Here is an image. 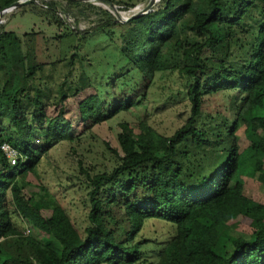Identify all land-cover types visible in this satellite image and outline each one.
<instances>
[{
	"label": "trees",
	"instance_id": "16d2710c",
	"mask_svg": "<svg viewBox=\"0 0 264 264\" xmlns=\"http://www.w3.org/2000/svg\"><path fill=\"white\" fill-rule=\"evenodd\" d=\"M18 1L0 0V12ZM139 1L117 5L126 11ZM159 4L126 23L97 9L103 18L87 32L47 11L57 29L50 41L77 34L81 43L89 34H101L117 39L123 63L117 74L93 77L81 66L77 83L63 91L65 77L51 101L35 86L42 69L56 65L44 61L47 39L34 32L19 37L0 26V264H264V205L244 196L241 181L258 174L264 186V0ZM187 34L201 40L188 43ZM169 50L180 52L186 63L177 72L188 82V118L169 137L156 133L146 117L135 128L121 123L120 155L115 153L110 172L84 170L79 163L87 190L86 227L79 231L41 185L37 170L54 146L73 144L139 107L155 75L167 70ZM77 56L71 55L70 65ZM86 89L94 93L78 104L82 131L74 136L63 104ZM219 94L231 102L233 119L201 123L204 97ZM239 129L248 142L242 152L236 145ZM3 145L17 153L15 165ZM13 215L57 245L21 234ZM239 218L249 222L247 240L229 233L227 224ZM150 221L168 225L172 236L161 243L144 239Z\"/></svg>",
	"mask_w": 264,
	"mask_h": 264
},
{
	"label": "rangeland",
	"instance_id": "374dc122",
	"mask_svg": "<svg viewBox=\"0 0 264 264\" xmlns=\"http://www.w3.org/2000/svg\"><path fill=\"white\" fill-rule=\"evenodd\" d=\"M112 1L114 4L108 0H80L78 1L80 5H69L68 0H32V2L23 4L0 18V26L3 25L6 32L16 33L19 37L26 33H40L47 39L45 41L48 42V47L42 49L43 56L47 57L44 58V61L56 62V65H46L41 71V79L38 77V80L35 81L36 88L39 87L42 96L45 97L44 101L57 98L58 86L63 83L65 77L67 79L62 85L63 91L68 89L69 83H77L81 66L92 77L118 73L123 63L117 55L118 41L116 38V40L107 41L101 34H89L80 43L77 39L82 36L76 34L62 42L49 40L54 38L57 31L56 27L50 24L52 22L51 14L64 20L72 29L87 32L98 20L103 18L98 14L97 9L108 13L115 21L126 23L143 11L150 2V0H140L134 8L125 11L123 6L117 5V2L126 0ZM153 1L151 8L155 9L160 5L161 0ZM20 2L26 3L25 0ZM49 5H53V8L47 9ZM87 5L92 7L87 8ZM33 11L36 13L33 14ZM47 11H50L51 14H47ZM200 40L192 34L185 36V41L188 43ZM74 53H77L78 56L73 57L70 65L69 58ZM79 59L81 60L80 64L78 63ZM185 64L180 52L167 51V70L155 75L146 98L139 107L128 113H120L112 120L83 135L73 144H58L48 152L37 170L38 180L50 195L55 197L66 209L79 231L86 227L85 214L87 212V190L85 189L84 176L79 172V163L84 170L91 169L95 173L110 172L117 163L115 153L120 155L116 138L121 123H129L132 128H135L136 124L146 117L150 127L165 137L171 136L176 129L183 125L189 114V103L186 97L188 82L178 74L177 70ZM93 93V89H86L74 97H69L63 104L65 118L70 123L74 136L79 135L82 131L79 123L78 104ZM204 100L201 123L209 124L233 119L232 105L225 95L206 96ZM47 112L51 116L54 115L52 108ZM4 125H7L6 121H4ZM241 131L239 129L235 134L239 152L244 151L248 146ZM257 176L258 174L253 177L244 176L241 178L243 194L254 202L264 205V186L257 180ZM30 180L35 182L31 178ZM33 192L37 193V188H34ZM24 193L27 198L30 197L28 191H24ZM41 215L47 218L50 212L43 211ZM12 222L21 234L28 228L30 233L27 236L30 238L41 243L47 239L53 246L57 245L51 238L37 231L29 223L21 222L14 215ZM227 225L229 233L233 237L247 240L251 234L249 222L245 219L239 218L234 223L230 222ZM141 236L150 242L161 243L172 236V229L166 224L150 221L145 224ZM148 250H152V248L149 246Z\"/></svg>",
	"mask_w": 264,
	"mask_h": 264
},
{
	"label": "built area",
	"instance_id": "2783aa9c",
	"mask_svg": "<svg viewBox=\"0 0 264 264\" xmlns=\"http://www.w3.org/2000/svg\"><path fill=\"white\" fill-rule=\"evenodd\" d=\"M20 1H23V0H20ZM28 1H30V0H28ZM25 2H27V0H25ZM14 9H15L14 7H9V8L2 10L0 12V18L6 14L11 13V11ZM2 151H3L4 155L6 156V158L8 159V161L10 162V164L15 165V160H16V155H17L15 150H13L8 145H3ZM29 233H30V229L27 228L24 232V235H29Z\"/></svg>",
	"mask_w": 264,
	"mask_h": 264
},
{
	"label": "water",
	"instance_id": "95a60500",
	"mask_svg": "<svg viewBox=\"0 0 264 264\" xmlns=\"http://www.w3.org/2000/svg\"><path fill=\"white\" fill-rule=\"evenodd\" d=\"M78 1H80V0H78ZM30 2H32V0H30V1L26 2V3H22L20 1H18L17 3H15L14 5H12L11 7L18 8V7L22 6L23 4L25 5V4L30 3ZM153 2H154L153 0H150L149 4L146 6V8L143 11L139 12V14H136L133 17H137V16H139L141 14H144V13L148 12L149 9L152 7Z\"/></svg>",
	"mask_w": 264,
	"mask_h": 264
}]
</instances>
